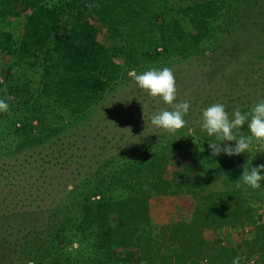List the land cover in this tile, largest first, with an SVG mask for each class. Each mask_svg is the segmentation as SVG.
<instances>
[{
	"label": "trees",
	"instance_id": "1",
	"mask_svg": "<svg viewBox=\"0 0 264 264\" xmlns=\"http://www.w3.org/2000/svg\"><path fill=\"white\" fill-rule=\"evenodd\" d=\"M14 2L22 8L30 0ZM28 4L32 5L28 13L32 26L28 30L24 25L20 32L10 28L15 5L0 0V52L7 48L3 51L6 61L0 56V99L9 104L8 112H0V151L8 144L40 142L42 136L58 133L75 118H83L102 102L125 68L138 71L166 64L171 58L189 57L199 49L196 39L208 35L210 22L220 14L212 0L190 4L42 0ZM88 4L98 7L89 9ZM28 31L33 32L31 43L26 45L24 40L21 44L20 38L25 39ZM20 68L27 76H36L37 88L28 87L15 74ZM46 103L64 111V119ZM185 148L190 159L177 169H168L169 157ZM131 154L111 159L91 179L72 184L65 194L66 213L50 212L48 222L36 228L26 226L20 236L28 247L25 264H120L114 259L119 240L145 264H202L204 240L199 234L203 229L240 221L237 191L225 184L220 192L203 190L212 181L208 174L216 171L212 164L224 156L223 152L212 156L207 142L148 144ZM177 195L192 201L189 222L198 234L174 238L175 247L166 250L160 247L159 232L150 222L148 201ZM19 219L33 220L27 215ZM249 243L261 250L264 260V228ZM233 250L220 246L211 263L233 264L229 263Z\"/></svg>",
	"mask_w": 264,
	"mask_h": 264
},
{
	"label": "rangeland",
	"instance_id": "2",
	"mask_svg": "<svg viewBox=\"0 0 264 264\" xmlns=\"http://www.w3.org/2000/svg\"><path fill=\"white\" fill-rule=\"evenodd\" d=\"M1 1L15 5L11 17L15 20L11 21L10 28L14 31L18 28L21 32L25 25V29L30 30L32 21L28 19V13L32 5L28 3L36 4L42 0H30L22 8L15 0ZM169 1L172 4H190L202 0ZM212 1L220 14L210 22L208 35L204 39H196L198 51L187 58L175 57L165 61L166 64L135 70L137 74L152 68L168 67L173 71L177 85L176 102L188 101L190 104L183 129L169 133L151 124L152 115L172 109L160 98L151 97L140 89L128 75L131 70L125 68L102 102L83 118L70 117L74 119L70 125L58 133L41 135L40 142L21 146L8 144L6 150L0 151V252H3L0 264H25L28 247L20 236L25 234L26 226L36 228V225L48 222L52 215L50 212L66 213L67 190L72 184L91 179L92 174L108 166L111 159L132 155L133 150L137 153L148 144L209 143L215 137L208 136L202 129L206 108L222 103L231 118L235 108L239 107L242 113H250L259 101L264 100V0ZM201 27H206V24ZM31 31L25 34V39L20 38L21 44L24 40L26 45L31 43ZM24 48L27 47L22 50ZM3 51L0 56L6 61ZM15 74L26 80L28 87L37 88L34 74L27 76L22 68ZM46 105L60 114L61 119L66 116L51 103ZM30 123L34 124V120ZM240 131L250 135L247 122ZM229 143L235 144L234 141H225L221 146ZM189 159L187 148L176 151L169 157L167 168L177 169ZM261 164H264V145L255 140L246 152L231 157L224 154L212 164L216 171L208 174L212 181L203 186V190L220 192L225 184L229 190L237 191L240 194V199H237L240 221L203 229L199 234L204 240L202 264H212L210 259L219 253L220 246L234 249L229 263L239 258L240 264H264L261 250L249 243L264 228V181H261L260 189H252L243 185L240 178L244 168L250 170ZM260 174L264 175V172ZM237 184L241 186L237 187ZM148 207L150 222L159 232L160 247L171 250L176 245L172 244L174 238L184 239L194 232L198 234L189 222L192 201L183 195L152 197ZM21 215L33 220L23 222L19 219ZM2 242L6 243L5 246L1 245ZM28 242L32 244V241ZM119 244L114 248V259L120 264H145L131 253L132 248H126L120 240Z\"/></svg>",
	"mask_w": 264,
	"mask_h": 264
},
{
	"label": "clouds",
	"instance_id": "3",
	"mask_svg": "<svg viewBox=\"0 0 264 264\" xmlns=\"http://www.w3.org/2000/svg\"><path fill=\"white\" fill-rule=\"evenodd\" d=\"M86 7L91 9L98 5L88 4ZM128 75L140 89L148 92L151 97L160 98L172 109L161 110L152 115L150 121L153 126L169 133H175L186 126L185 116L188 114L190 104L188 101L176 102V79L170 68L164 67L160 70L152 68L141 74H137L135 69H132ZM8 111L9 104L0 99V112ZM246 122L250 135H245L240 131ZM202 129L207 132L208 136L215 137L214 141L208 143L212 156H219L222 152L229 157L238 156L249 150L253 140L264 145V100L259 101L250 113H242L239 107L235 108L231 118L224 104H213L203 111ZM215 141H220V143ZM225 141H234L235 144L229 143L221 146ZM261 172H264V164L251 167L250 170L244 168L240 177L243 185L252 189H260L261 181H264V175H261ZM240 186L237 184V187ZM233 264H239V258H236Z\"/></svg>",
	"mask_w": 264,
	"mask_h": 264
}]
</instances>
